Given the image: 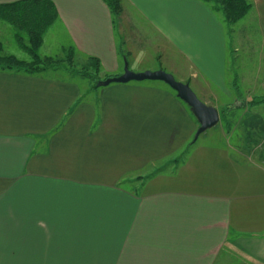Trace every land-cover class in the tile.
I'll use <instances>...</instances> for the list:
<instances>
[{"label": "crops", "instance_id": "obj_1", "mask_svg": "<svg viewBox=\"0 0 264 264\" xmlns=\"http://www.w3.org/2000/svg\"><path fill=\"white\" fill-rule=\"evenodd\" d=\"M51 1L62 49L115 76L124 26L180 59L182 83L217 89L228 32L244 23L264 42V0L230 29L201 0H120L117 24L103 0ZM5 33L16 30L0 25L7 54ZM40 52L57 54L45 38ZM48 73L0 71V264H264V162L209 137L181 152L199 125L172 90L131 83L93 97ZM180 152V165L145 177Z\"/></svg>", "mask_w": 264, "mask_h": 264}, {"label": "rangeland", "instance_id": "obj_2", "mask_svg": "<svg viewBox=\"0 0 264 264\" xmlns=\"http://www.w3.org/2000/svg\"><path fill=\"white\" fill-rule=\"evenodd\" d=\"M114 22L117 24L118 19L114 18ZM1 24L5 25L4 22L0 21ZM6 27L14 33L15 30L13 27L8 24H6ZM243 30L246 31V24L240 23L235 28L234 36L231 34L233 31L228 32L230 45L228 44V81L225 84V89L210 88L207 85H201L195 82H192L190 87L201 102L211 105L214 104L216 107H212L216 108L220 115L219 124L201 135L198 142L203 143L208 137L213 140H223L231 148L236 150V152H241L244 156L250 158L251 161L262 163L264 162V105L252 106L249 103L264 98V42H261L253 26H251L248 35H245ZM65 33L66 31L55 23L44 35L48 49L52 52L54 49L57 51V54L52 55L54 59H64L67 57L69 47H67L68 49H62L63 44L66 42L65 40L68 39ZM148 33H150L149 30L140 24H136L135 30L126 28L125 26L123 27V31L121 32L122 43H119L120 51L123 50L126 43L129 44L130 48L125 47L127 53L121 51L122 56L126 55V61L124 59L121 61V75L124 74L126 66L134 73L163 70L172 74L177 81L183 82V75L181 74L186 73L189 75L187 73L189 71L184 66V63L179 65L180 59H177L173 54H168L164 50V45L159 40L152 39L151 41V35ZM4 36L5 41H7L4 42L5 52H8L7 54L28 59L16 43L14 35L10 37L8 33H5ZM8 37L10 38L9 40ZM40 51L39 55L45 58L46 53ZM128 53L130 56L127 57ZM76 56L72 67L65 62L60 69L50 70L49 73L52 76L72 80L76 83L79 82V84L81 83L84 91H90L94 95L93 97H95L96 93H101L105 89L131 83L137 86L144 85L147 87H160L172 90L163 82L151 81L111 84L95 90V86L98 84L97 81H101L102 83L121 75H110L101 69V67L97 71L93 62L88 60L84 61L79 56ZM171 69L177 73L173 74L170 71ZM186 83L188 84L189 82ZM194 138L181 152L191 151V147L195 144ZM181 152L177 157L181 155ZM181 159L182 157L175 159L178 162L175 160L172 161L171 159L159 162L155 168L156 173L145 174V177L148 175L154 176L157 173H161L162 170L169 172L172 169V164H181ZM143 182L144 178L138 177L136 179L133 178V180H126L122 184H124V187L129 188L132 186H141Z\"/></svg>", "mask_w": 264, "mask_h": 264}, {"label": "trees", "instance_id": "obj_3", "mask_svg": "<svg viewBox=\"0 0 264 264\" xmlns=\"http://www.w3.org/2000/svg\"><path fill=\"white\" fill-rule=\"evenodd\" d=\"M103 1L107 4L113 17L119 18L122 13L121 1ZM201 1L214 7L223 18V22L228 29L244 20L253 9V4L250 0ZM0 20L16 30L15 40L28 57V59H22L15 55L5 54L0 43V71L39 76L50 72V70L60 69L65 62L70 67L74 65L75 51L73 48H69L67 57L64 59L42 58L39 55L46 31L58 20L57 8L51 0H21L10 4H2L0 5ZM90 62H93L97 71L100 70V63L97 59H91ZM97 82L95 90L103 87L100 85L101 81ZM249 104L252 106L264 105V98L252 101Z\"/></svg>", "mask_w": 264, "mask_h": 264}, {"label": "water", "instance_id": "obj_4", "mask_svg": "<svg viewBox=\"0 0 264 264\" xmlns=\"http://www.w3.org/2000/svg\"><path fill=\"white\" fill-rule=\"evenodd\" d=\"M145 81L165 83L177 94V97L190 108L192 115L199 125L195 134L194 142H197L201 135L215 128L219 124L220 115L216 108L201 102L189 84L177 81L172 74L163 70L134 73L126 66L123 75L106 80L105 82L100 83V85L107 87L111 84H128L131 82Z\"/></svg>", "mask_w": 264, "mask_h": 264}]
</instances>
